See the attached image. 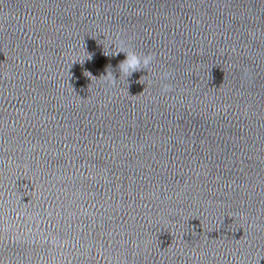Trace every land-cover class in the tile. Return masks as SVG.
I'll list each match as a JSON object with an SVG mask.
<instances>
[{"label": "water", "instance_id": "obj_1", "mask_svg": "<svg viewBox=\"0 0 264 264\" xmlns=\"http://www.w3.org/2000/svg\"><path fill=\"white\" fill-rule=\"evenodd\" d=\"M0 264H264V0H0Z\"/></svg>", "mask_w": 264, "mask_h": 264}, {"label": "clouds", "instance_id": "obj_2", "mask_svg": "<svg viewBox=\"0 0 264 264\" xmlns=\"http://www.w3.org/2000/svg\"><path fill=\"white\" fill-rule=\"evenodd\" d=\"M120 53L125 54V59L120 63V70L127 76L132 75L135 72L140 71L141 69L147 68V66L151 63L152 57H144L143 59L134 53H124L123 51L116 52L115 55ZM90 75H92L90 73ZM113 82H115L114 75L111 76Z\"/></svg>", "mask_w": 264, "mask_h": 264}]
</instances>
